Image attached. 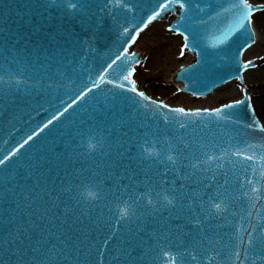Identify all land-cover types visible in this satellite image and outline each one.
Masks as SVG:
<instances>
[{
  "label": "snow or ice",
  "instance_id": "6c2138e0",
  "mask_svg": "<svg viewBox=\"0 0 264 264\" xmlns=\"http://www.w3.org/2000/svg\"><path fill=\"white\" fill-rule=\"evenodd\" d=\"M204 2L209 10L218 8L217 15L220 12L230 15L233 26L229 32L244 33L238 56L242 57L257 43V25L264 33V2L226 0L227 6L214 5L212 0ZM145 4L146 11L137 18L136 10H143ZM113 6L133 13L132 28L127 26V18L120 23ZM193 6L194 0H96L95 3L93 0H36L31 18L21 24L23 28L35 23L32 32H16L3 38L8 67L0 74V84H7L10 91L12 86L23 83L15 78L18 73L11 70L12 65H19L21 60L31 65L34 60L62 56L64 49H57L59 42L55 36L44 33L49 36L51 46L39 38L46 22L57 17L80 18L89 25L91 36L83 42L90 44L95 37L92 29L99 28L104 15H111L121 29L120 35L125 37L97 70L91 87L85 84L77 89L69 97L70 103L65 106L66 102L62 101L46 122L29 128L22 142L0 155V170H3L0 264H106L105 258L107 264H264V226L248 231L247 240L237 235L238 228H234L231 236L223 231L227 226V210L235 199L230 190L234 186L233 177L237 191L247 199L250 208H255L264 198V120L258 117L248 89L241 87V98L218 107L187 110L153 100L139 89L135 79L137 69L146 65L148 58L141 59L131 49L141 33L153 22L162 20L166 13L175 10L180 17L176 24L165 28L183 38L179 56L195 50L194 33L184 23L190 19L188 14ZM11 7L8 0H0V9L10 11ZM195 7L204 10L199 2ZM237 63L235 73L213 81L216 87L231 80L243 84L244 73L257 67L254 60ZM102 85H111L113 116L103 126H97L94 135L89 137L86 145L89 154L99 149L102 158L95 171L90 170L87 183L79 179L83 165L80 169L73 166L74 161H79L77 157L83 155L78 153L73 136L69 137L65 154L60 157V165L67 161V167H57L54 171L29 162L27 167L18 165L15 174L8 170V162L19 161L25 146L39 140L46 130L50 131V126L60 124L67 118L66 114L71 115L69 109L75 111L74 105L78 107L79 102ZM153 106L168 114L198 119L176 120L152 110ZM240 107L245 109L244 119L234 112ZM126 109L130 111L125 112ZM205 118L204 127L214 125L222 129V136L234 141L230 145L234 151L220 149L219 155L207 152L203 157L195 155L193 141L189 139L194 133L189 129L199 126ZM240 156H243L242 177L225 164L227 160L235 168L237 161L232 157ZM213 162L215 170L211 167ZM222 168L224 171L220 173ZM100 201H106L105 206L113 213L104 222L108 230L103 239L95 235L102 228L99 217L93 216V209ZM257 215L264 218V204ZM125 225L127 229L119 244L112 247L111 241Z\"/></svg>",
  "mask_w": 264,
  "mask_h": 264
},
{
  "label": "water",
  "instance_id": "95a60500",
  "mask_svg": "<svg viewBox=\"0 0 264 264\" xmlns=\"http://www.w3.org/2000/svg\"><path fill=\"white\" fill-rule=\"evenodd\" d=\"M35 2L36 0H8V3L12 6L10 11L0 9V74H3L2 70L8 67L4 59L7 53L3 51L2 40L4 37L16 32L20 34L32 32V28L36 26L35 23L31 27L23 28H21V24L31 18L32 6ZM93 2L95 3L96 0H93ZM130 2H135V0H130ZM196 2L200 3V8L204 9L203 11L195 7ZM212 3L227 6L226 0H212ZM147 7L148 5L145 4L143 10L137 9L136 17L139 18L143 15ZM113 10L120 17V23H123L124 19L127 18L129 21L127 26L132 28L133 13H125L115 6H113ZM217 11H219L218 8L216 11L209 10L204 0H194V6L188 14L190 19L184 22L185 26L194 33L193 47L195 50L186 51L187 55L191 56L193 60L190 64L175 71L172 82L181 85L178 88L184 89L180 91L181 93L193 98H205L216 89L226 85L220 84L219 87H216L213 81H219L221 77L227 78L229 74L235 73L238 69L237 61H244L246 53L259 48L258 43H256L252 48L245 51L242 57L238 56V49L243 44L245 35L242 32H229V29L233 26L232 18L225 12H220L217 15ZM38 19L36 17V20ZM169 19H171L170 24H176L180 17L173 10L166 13L162 20L153 23L166 22ZM153 23L145 32L156 25ZM46 24L47 26L39 34V38L46 46H51L49 36H55L59 42L57 49L63 48L64 52L62 56H57L51 60H44L43 58L40 61L34 60L31 65L21 60L19 65H12L11 70L18 73L15 78L21 79L23 83L19 86H12L10 91H7L9 88L7 84H0V155L15 147L18 142H22V137L29 128L35 127L39 122H46L49 114L60 107L62 101L66 102L65 106L70 103L69 97L74 95L77 89L83 88L85 84L91 87V81L95 79L97 70L107 60L110 52L115 51L119 42L125 39L124 36L120 35L121 29L111 15H104L99 28L92 29L95 31V37L91 39L90 44L83 42L86 37L91 36L89 25L82 22L80 18L57 17L46 22ZM44 33H48L49 36H45ZM226 35L227 39H225ZM36 38V36H33V39ZM142 38L140 36L136 44L140 43ZM256 64V68H258V63ZM250 70L252 69L248 71ZM245 73L243 85L251 95ZM5 79L7 80V77ZM233 81L236 80L230 82ZM237 82L240 84L239 81ZM110 88L111 85H102L100 89H95L90 93L86 100L79 102L78 107L74 105L75 111L69 109L71 115L66 114L67 118L60 124L54 128L50 126V131L46 130L39 140L25 146L22 149L19 161L12 160L8 162V170L13 171V174H15L14 170L18 165L27 167L29 162L34 166L51 167L54 171L57 167H67V161L60 165V157L64 156L69 137L73 136L75 137L78 153H83V155L77 157L79 161L73 162V166L80 169L81 164L83 165L79 179L87 183L90 170L95 171L96 165L100 163L102 156L99 149L89 154L86 145L90 135H94L97 126H103V123L110 121L113 116ZM194 92L200 95H193ZM119 107L116 108L117 112H119ZM152 110L168 114L166 110L156 109L155 106ZM127 111H130V109L125 110V112ZM234 112L239 118H245L243 107L234 110ZM168 115L181 121L198 119L196 117L184 118L178 114ZM137 122H139V117ZM205 123H207V118L199 126L194 125L192 129H189L190 133H194L189 136V139L193 141L192 151L195 155L203 157L205 152L209 155L214 153L219 155L220 149H226L229 152L234 151L230 147L234 141L222 136V129L216 128L214 125L205 128ZM78 133H82V135H78ZM161 135H164L163 131ZM41 157L44 159L41 160ZM232 159L237 161L235 168H233V165L228 164L226 160L227 168L232 169L238 176L242 177L241 162L243 156L232 157ZM211 167L215 170L216 164L211 163ZM223 171V168L220 169V173ZM2 175L3 170H0V176ZM61 175H63L62 172ZM221 183H223L222 175ZM232 183L234 186L230 190L235 199L227 210V226L223 231L231 236L234 228H238L240 231L237 235L247 240L248 231H252L253 227L264 226V218L257 215L261 205L264 204V198L257 202L255 208H250L247 199L241 197L235 187V177L232 178ZM81 191H83V188H81ZM106 203V201H100L98 202L99 206L93 209V216L99 217L101 222L102 230L95 233L99 239H103L104 233L108 230L104 226V222L113 216V213H110L108 207L105 206ZM0 214H2V210H0ZM126 229L127 225L116 233V237L111 241L112 247L119 244V239ZM227 242L228 237L226 236L225 243ZM105 261L107 264V258H105Z\"/></svg>",
  "mask_w": 264,
  "mask_h": 264
},
{
  "label": "rangeland",
  "instance_id": "374dc122",
  "mask_svg": "<svg viewBox=\"0 0 264 264\" xmlns=\"http://www.w3.org/2000/svg\"><path fill=\"white\" fill-rule=\"evenodd\" d=\"M252 2L262 3L264 0H252ZM160 29H163V26L159 24L147 31V36L142 38V41L134 49L144 56L143 59L145 57L148 58L146 65H142L137 69L136 81L140 89L153 100L167 103L168 105L185 106L189 97L181 95L177 90H173L174 85L171 82V78L180 66L190 62V57L186 54L180 57L178 51L180 49L179 42H174L171 38L173 35L166 31L163 34L161 33L162 35L160 36L158 32ZM257 37L262 45L257 48L255 58L252 60L258 63V68L246 74L245 77L255 107L259 101H262L261 107L264 108V60L259 59V57H264V33H261L259 25H257ZM172 46L175 47L173 51L171 50ZM240 88L241 86L234 83L216 91L209 97V99H213L210 104L214 103L219 106L238 96L240 97ZM189 99L193 100L192 98ZM260 110L261 108L259 107L258 110L256 109L258 116ZM262 114L261 117L264 120V113Z\"/></svg>",
  "mask_w": 264,
  "mask_h": 264
},
{
  "label": "bare ground",
  "instance_id": "6f19581e",
  "mask_svg": "<svg viewBox=\"0 0 264 264\" xmlns=\"http://www.w3.org/2000/svg\"><path fill=\"white\" fill-rule=\"evenodd\" d=\"M167 25V23L166 24H162V26H163V29H160L158 32L160 33V36L163 34V33H165V29H164V27ZM154 26L155 25H153V27L152 28H154ZM167 32V31H166ZM162 33V34H161ZM141 37H145V36H147V34H146V32H144V33H142L141 35H140ZM171 36V35H170ZM171 38L173 39V41L174 42H179V48H180V46H182V39H181V37H178V38H176L175 36L173 37V36H171ZM257 38V43H258V46L259 47H261V45H262V43H261V41H260V39L258 38V37H256ZM137 45V44H136ZM136 45L133 47L134 49H135V47H136ZM178 48V49H179ZM175 49V47L174 46H172V48H171V50L173 51ZM256 50L257 49H255V50H253V51H250V52H248V53H246L245 54V57H244V61H246V60H252V59H254L255 58V54H256ZM179 51V50H178ZM256 63V62H255ZM253 70H251V71H249V72H247V73H245V75L246 74H248V73H250V72H252ZM258 77V76H257ZM228 85H231V84H228ZM228 85H226V86H228ZM225 86V87H226ZM176 85H174L173 86V90H176ZM210 97V96H209ZM237 98H240L239 96L238 97H236V98H234V99H237ZM233 99V100H234ZM211 100H213V99H209V98H204V99H193L192 101L189 99V98H187V100H186V105L185 106H178V105H169V106H172V107H185V109H189V110H193V109H197V108H214V107H217V104H214V103H212V104H210V102H211ZM253 100V99H252ZM254 103V102H253ZM261 105H262V101H259V103L257 104V106L259 107V108H261V110H260V112H259V116L261 117V115H263L262 113H264V108H262L261 107ZM255 106V105H254ZM255 107L257 110H258V107ZM258 116V117H259ZM261 119H262V117H261Z\"/></svg>",
  "mask_w": 264,
  "mask_h": 264
}]
</instances>
